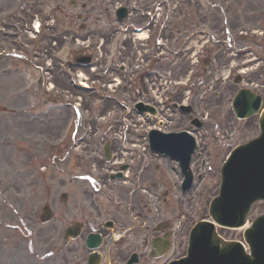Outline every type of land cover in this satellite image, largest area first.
Returning a JSON list of instances; mask_svg holds the SVG:
<instances>
[{"label": "water", "instance_id": "obj_1", "mask_svg": "<svg viewBox=\"0 0 264 264\" xmlns=\"http://www.w3.org/2000/svg\"><path fill=\"white\" fill-rule=\"evenodd\" d=\"M262 172H264V168L260 167L259 169H256V174L262 173ZM261 179L262 178L257 177V175L250 179L249 186L246 187V189H247L246 193L248 194V202H247L248 204H250L249 202L252 201L251 197H252L253 192L255 190V185L257 187L260 186L258 191H257V197H264V179H263L262 183H261ZM245 182L248 183L247 178H244V180L242 182V184L244 186H245ZM244 208H247V206L244 205V206H242V208L241 207L233 208V207H228V205L225 204L224 207L219 208L218 219H220L222 221L228 219L226 222L227 224H232V223L238 222V221H240V219L243 215L242 213H243ZM212 233H213L212 231L201 232L200 235L204 234V236H206V238L208 239V236L212 235ZM247 234H248V240L251 243V245L253 246L254 255L257 257L259 250L256 248V245H257V243H259L260 240L264 239V221L259 222L256 229L250 230ZM211 241H212V244L219 247L220 253L225 251V247H227V246L224 245L219 239H217L216 236H215V238L213 237ZM209 242H210V239L208 241H206V243L203 246H200L198 257H197V260L195 263L192 260H189V261L185 262L184 264H210L211 263V257H210L211 255L207 251V248L210 244ZM227 245H228V247L234 246L233 243H231V244L229 243ZM245 261L247 262V264H250L252 259L247 257V259H245Z\"/></svg>", "mask_w": 264, "mask_h": 264}, {"label": "rangeland", "instance_id": "obj_2", "mask_svg": "<svg viewBox=\"0 0 264 264\" xmlns=\"http://www.w3.org/2000/svg\"><path fill=\"white\" fill-rule=\"evenodd\" d=\"M51 5L52 6H49V5L47 6L48 13L51 10V7H54L53 4H51ZM98 27H99V23H97V22L96 23H92L90 25L89 30L86 32V34L87 33L99 32L98 31L99 30ZM86 34L84 36H81V38L85 40ZM84 40H82V41H84ZM31 73H32V70H31ZM29 76H30V74H29ZM217 169H218L217 167H213V171L211 172V179L209 180V182L207 184L204 185L205 191L210 193V194H215V193L218 192L217 184H215L217 179H218V177H217ZM209 200H210V198L204 199V203H208ZM203 207L204 206H202V208ZM206 212L207 211L205 210L204 216H206ZM261 212H264V204L263 203L256 205V207L254 208V210L252 211V213L250 215V219L256 217ZM200 216H203V213ZM198 219H200V218H198ZM223 232H224L225 235H228V237L232 238V239H241L243 237V234L240 231H233V230L224 229Z\"/></svg>", "mask_w": 264, "mask_h": 264}, {"label": "flooded vegetation", "instance_id": "obj_3", "mask_svg": "<svg viewBox=\"0 0 264 264\" xmlns=\"http://www.w3.org/2000/svg\"><path fill=\"white\" fill-rule=\"evenodd\" d=\"M254 77H255L254 75H250V76L248 77V81H249V82H252L254 79H256V78H254ZM187 122H188L187 118H185V117H181V123H183V124H187ZM118 256H120V254H118Z\"/></svg>", "mask_w": 264, "mask_h": 264}, {"label": "bare ground", "instance_id": "obj_4", "mask_svg": "<svg viewBox=\"0 0 264 264\" xmlns=\"http://www.w3.org/2000/svg\"><path fill=\"white\" fill-rule=\"evenodd\" d=\"M179 61H182L184 64L189 63V60L187 58L180 59ZM181 64V63H180ZM182 65V64H181ZM182 68V67H181Z\"/></svg>", "mask_w": 264, "mask_h": 264}]
</instances>
